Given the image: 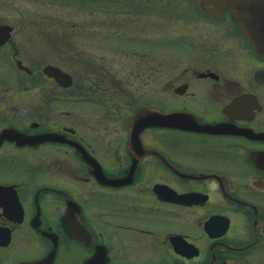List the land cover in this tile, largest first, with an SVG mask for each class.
Listing matches in <instances>:
<instances>
[{
  "label": "flooded vegetation",
  "instance_id": "flooded-vegetation-1",
  "mask_svg": "<svg viewBox=\"0 0 264 264\" xmlns=\"http://www.w3.org/2000/svg\"><path fill=\"white\" fill-rule=\"evenodd\" d=\"M83 2L115 38L78 75L0 44V264H264V8Z\"/></svg>",
  "mask_w": 264,
  "mask_h": 264
},
{
  "label": "rangeland",
  "instance_id": "rangeland-1",
  "mask_svg": "<svg viewBox=\"0 0 264 264\" xmlns=\"http://www.w3.org/2000/svg\"><path fill=\"white\" fill-rule=\"evenodd\" d=\"M93 1L97 2V0ZM83 3L82 0H0V20L13 25L11 39L16 41L20 47L33 51L34 48L42 47L44 49L47 45L53 46L50 51L44 49L43 56L37 52L34 54L41 62L44 60L53 61L78 75L77 72H82V58L87 56L97 62L99 55L103 53L102 50L107 48L99 44V41L105 40V33L115 38L113 33L106 31L108 28L104 22L107 25H111V23L103 22L100 16H86ZM52 23H57L60 26L56 31L49 32L48 27ZM85 31L90 34L87 35ZM48 51L50 55L47 54ZM111 51H114L113 46L107 48L106 57L113 56ZM72 57L73 59H70ZM14 63L13 60H10L5 64L3 60H0V71H8L6 78H15L13 73L17 69ZM27 65L34 67L31 61L25 66ZM11 78L7 81L10 82ZM26 79L28 80V78ZM13 83L15 87H25L22 82L20 85H15V79H13ZM35 83L28 82L26 87H36ZM0 85H2L1 82ZM24 93L25 95L19 96L20 99L25 96L27 103L37 102L38 95L29 99V96L26 95L28 92ZM61 97L62 99L56 96L55 99L60 100L58 103L67 109L66 104L70 101L66 99L65 95ZM71 100L72 103L81 104L79 100ZM53 108L55 109V107ZM52 112L57 113L56 110Z\"/></svg>",
  "mask_w": 264,
  "mask_h": 264
},
{
  "label": "water",
  "instance_id": "water-1",
  "mask_svg": "<svg viewBox=\"0 0 264 264\" xmlns=\"http://www.w3.org/2000/svg\"><path fill=\"white\" fill-rule=\"evenodd\" d=\"M235 1L237 2H235L233 8L237 9L243 7V1L245 0H235ZM256 2L258 3L259 6L264 8V0H256ZM239 16L242 17V15ZM240 24L242 26L243 32L251 40V43L255 51L264 54V20L261 21L258 27L253 22L247 25L244 24L242 21H240Z\"/></svg>",
  "mask_w": 264,
  "mask_h": 264
}]
</instances>
